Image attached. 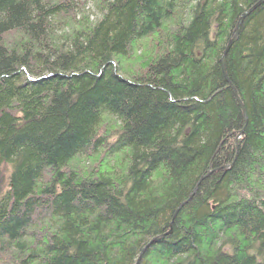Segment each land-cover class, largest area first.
Returning a JSON list of instances; mask_svg holds the SVG:
<instances>
[{
	"label": "trees",
	"instance_id": "1",
	"mask_svg": "<svg viewBox=\"0 0 264 264\" xmlns=\"http://www.w3.org/2000/svg\"><path fill=\"white\" fill-rule=\"evenodd\" d=\"M258 1L0 0V264H264Z\"/></svg>",
	"mask_w": 264,
	"mask_h": 264
},
{
	"label": "rangeland",
	"instance_id": "2",
	"mask_svg": "<svg viewBox=\"0 0 264 264\" xmlns=\"http://www.w3.org/2000/svg\"><path fill=\"white\" fill-rule=\"evenodd\" d=\"M99 2L100 0H81V4L79 5V10H81L80 15L82 19L89 18L90 21H93L98 13L99 10ZM77 13V11H76ZM177 24V18L175 17L167 24V29L164 26L165 30H175ZM70 29L75 27L73 22L69 23ZM164 28H162L161 32L165 33ZM66 30V29H65ZM68 31V30H66ZM164 41H161L160 34L156 33L153 36H148L147 38H142L140 41L137 42L136 46L133 48L131 53L126 57L121 58V64L123 70L126 73L134 72V74L139 73L141 71H145L147 64L154 60L158 54L160 55L163 52V49L166 48L163 44ZM161 45V46H159ZM235 95L237 92L234 89ZM243 107V106H242ZM119 126L118 121L113 117H105L104 121L102 122V130H106L109 135H114L117 131ZM121 156H116L122 158ZM83 160V159H82ZM80 161L78 160L77 163L80 167V170L94 173H99L108 169L107 166H112L116 164L117 161H109V159L103 158V156H99V154L95 155L92 158H89L88 161ZM108 171V170H107Z\"/></svg>",
	"mask_w": 264,
	"mask_h": 264
},
{
	"label": "water",
	"instance_id": "3",
	"mask_svg": "<svg viewBox=\"0 0 264 264\" xmlns=\"http://www.w3.org/2000/svg\"><path fill=\"white\" fill-rule=\"evenodd\" d=\"M264 2V0H259L256 4H254V6L252 7V8H250L249 9V11H247V12H245L243 15H242V17L240 18V20H239V22L237 23V26H236V32H235V34H234V36L232 37V39L229 41V44H228V46H227V48H226V51H225V54L222 56V58H221V63H222V67H223V70L225 71V62H226V55H227V52H228V50H229V48H230V46L238 39V36H239V29H240V26H241V23H242V21H243V18H244V16L245 15H247L251 10H253L255 7H257L258 5H260V4H262ZM236 97H237V99L240 101V99H239V97H238V95L236 94ZM240 103H241V101H240ZM241 105H242V103H241ZM163 237V236H162ZM159 238H156V239H154V240H158ZM154 240L153 241H151V243L150 244H152L153 242H154ZM149 244V245H150ZM142 255V254H141ZM140 258H141V256L139 257V260H140ZM139 260H138V262H139ZM137 262V263H138Z\"/></svg>",
	"mask_w": 264,
	"mask_h": 264
},
{
	"label": "bare ground",
	"instance_id": "4",
	"mask_svg": "<svg viewBox=\"0 0 264 264\" xmlns=\"http://www.w3.org/2000/svg\"><path fill=\"white\" fill-rule=\"evenodd\" d=\"M0 187H1V185H0Z\"/></svg>",
	"mask_w": 264,
	"mask_h": 264
}]
</instances>
